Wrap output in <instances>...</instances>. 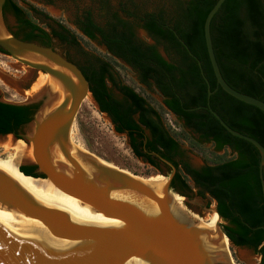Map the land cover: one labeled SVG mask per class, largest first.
<instances>
[{
  "label": "trees",
  "instance_id": "16d2710c",
  "mask_svg": "<svg viewBox=\"0 0 264 264\" xmlns=\"http://www.w3.org/2000/svg\"><path fill=\"white\" fill-rule=\"evenodd\" d=\"M161 1L147 10L129 0L132 10L124 7L123 10L156 42L164 45L165 51L172 55L170 60H166L156 46L135 39L132 23L116 15L113 29L122 27L123 30L114 32V39L106 42L117 58L138 73L142 83H152L156 87L164 98L165 107L182 120L184 126L198 134L200 140L212 143L216 150L229 148L234 154L232 158L192 167L182 158L179 141L158 111L133 88L117 82L108 61L83 51L72 61L78 64L88 81L100 112L110 118L116 132L126 133L133 154L157 170L156 154L170 162L175 167L170 183L173 192L192 191L188 184L191 179L197 189L196 195H208L215 201L217 212L227 222L222 228L229 241L234 246L257 250L261 255L259 264H263L260 154L250 142L228 133L208 108L230 128L254 138L263 147L264 112L230 96L216 83L204 43L203 23L217 0ZM7 6L19 21L15 37L44 46H50L51 40L58 37L78 45L68 27L38 8L30 7L35 15L51 20L56 27L46 23L45 29L28 17L24 18V9L13 0H6L4 8ZM87 20L94 27L89 15ZM86 32L94 38L90 30ZM210 35L226 83L264 102V0H225L211 19ZM204 77L212 92L209 98ZM107 81L119 90L123 100L112 96ZM34 110L35 107L29 105L0 102V134L16 133L31 120ZM33 168L35 166H20L19 170L27 176L43 177L32 172ZM262 175L264 177V171Z\"/></svg>",
  "mask_w": 264,
  "mask_h": 264
},
{
  "label": "water",
  "instance_id": "95a60500",
  "mask_svg": "<svg viewBox=\"0 0 264 264\" xmlns=\"http://www.w3.org/2000/svg\"><path fill=\"white\" fill-rule=\"evenodd\" d=\"M224 1L215 2L203 23L204 43L216 83L230 96L264 112L262 100L233 89L219 70L210 22ZM4 2L0 0V49L3 51L0 53L15 60V71L27 67L30 76L27 78L25 70L23 75L0 70V79L24 94L39 72L47 74L51 81L25 95V102L20 103L36 105L31 120L25 124V132L0 136L11 135L15 143L21 140L27 147L31 146L33 160L24 158L19 163V167L35 166V173L43 176L31 177L47 179L121 227L101 226L64 208L40 203L0 171V264H137L133 256H144L155 264H232L229 252L220 244V239L227 238L225 233L218 229V239H214L211 231L199 226L193 215L175 205L194 232L192 236L179 237L181 228L170 208L174 205L170 183L175 173L170 162L156 154L171 167V173L165 181L149 180L108 166L71 142L69 133L77 109L91 93L89 83L75 63L52 47L15 37L4 23ZM198 65L201 68L200 62ZM204 79L209 98L212 92ZM53 84L61 88V99ZM208 110L228 133L250 142L258 150L264 208V147L254 138L230 128L211 108ZM213 210L222 219L216 208ZM262 229L264 232V219ZM216 240L218 249L211 247Z\"/></svg>",
  "mask_w": 264,
  "mask_h": 264
},
{
  "label": "rangeland",
  "instance_id": "374dc122",
  "mask_svg": "<svg viewBox=\"0 0 264 264\" xmlns=\"http://www.w3.org/2000/svg\"><path fill=\"white\" fill-rule=\"evenodd\" d=\"M21 8L24 9L26 16L32 21L38 23L45 29L46 23L52 24L56 27L51 20H46L43 16L34 15L31 13V6L38 8L45 14L54 18L74 33L76 45L61 44L57 40H51V46L59 53L64 54L71 60H77L79 57L78 52L84 51L89 55H94L108 61L112 66V74L117 82H122L129 87L133 88L137 93L143 96L161 115L164 124L168 127L172 135L179 141L182 158L194 168H199L206 163H213L221 160L230 159L234 156L229 148L216 150L212 143L204 142L199 139L198 134L193 132L190 128L184 126L183 121L178 119L172 114L163 103V96L151 83L150 85L144 84L139 80L138 73L126 62L120 58L111 56L104 51V48L99 46L97 42H89L81 36L80 32L76 29L75 24L78 18L85 12H90L92 17L101 22L104 18V10H101V2H107L108 6L115 10L118 15L126 20L127 18L132 23L133 30L137 39L147 45L156 46L158 52L166 59L170 60L172 55L165 51L162 43L156 42L148 33L141 29L139 22L130 19L122 11L121 7L129 5V0H13ZM142 8L147 10L153 9L162 3L161 0H132ZM130 10L131 7L128 6ZM127 8V9H128ZM4 23L7 28L12 32H17V25L8 13H5ZM0 70L13 74L23 75L22 71H15L13 68L15 60L7 55L0 53ZM109 92L117 100H123L122 94L119 90L107 81ZM30 90L27 89V91ZM26 91V92H27ZM33 93V92H32ZM30 93V94H32ZM27 94L23 91L17 92L15 89L9 87L2 79H0V100L11 103H23L26 100ZM25 126L23 125L17 133H24ZM72 142L79 143L82 149L92 153L99 159L108 162L123 171L141 178H148L149 180L165 181L168 174L171 172V167L159 160L156 157L158 170L142 158H137L129 146V139L126 133L116 132L110 118L100 112L97 103L89 94V99H83L80 103L75 114L73 125ZM75 142H74V141ZM1 151V150H0ZM38 179V178H37ZM188 184L192 187L188 197L182 196V199H175V205L193 215L195 219L201 221L205 214H207L212 207L215 209V201L208 195L198 197L195 193L196 188L193 187V182L188 179ZM172 194L176 192L171 191ZM223 219L219 221V229L223 231L222 226L226 225ZM228 242V240H227ZM229 255L232 264H259L261 255L257 250L246 246H234L229 243ZM244 252V254H242Z\"/></svg>",
  "mask_w": 264,
  "mask_h": 264
},
{
  "label": "bare ground",
  "instance_id": "6f19581e",
  "mask_svg": "<svg viewBox=\"0 0 264 264\" xmlns=\"http://www.w3.org/2000/svg\"><path fill=\"white\" fill-rule=\"evenodd\" d=\"M1 65V64H0ZM23 69L28 73L27 78L30 76V70L27 67H23ZM49 76L47 74H43L39 72L37 74V78L35 82L31 85L30 90L26 92L27 95L30 93L39 90L43 85L50 83ZM54 85V84H53ZM54 90L58 91L60 94V99L63 96L61 88H59L56 84L54 85ZM84 99H89V94L85 96ZM72 134L73 130L70 129L69 138L72 142ZM74 141V140H73ZM75 142V141H74ZM77 147L82 148L79 143L75 144ZM0 171L7 175L9 178L14 180L18 185H20L27 193L33 196L38 202L46 203L54 206H58L89 218L90 220L98 223L101 226H112V227H121L119 223L115 220H111L110 218L105 217L102 213L97 211H92L89 205L82 204L78 199L74 198L71 195H68L58 188H56L51 182L47 179H37L31 176L24 175L19 170V163L24 159L28 158L33 160L32 157V148L31 146H26L25 143L21 140L14 142L11 135L1 137L0 136ZM59 157V156H58ZM108 166L115 167L116 166L106 162ZM180 195H173L174 205H171L172 216L174 217L175 222L181 228L179 237L182 235L192 236L194 233L190 229V224L186 222L176 211L175 199H182ZM221 219L217 215V213L211 207L209 212L205 214L201 221H198L199 226L206 228L211 231L212 237L214 239H218V224ZM193 230V228H192ZM220 244L224 246V249L228 252L229 245L227 242V238L223 237L220 239ZM211 247L218 249L219 242L216 240L212 242ZM244 254V252L242 253ZM137 264H155L151 259L146 258L144 256H133Z\"/></svg>",
  "mask_w": 264,
  "mask_h": 264
},
{
  "label": "flooded vegetation",
  "instance_id": "af4514ba",
  "mask_svg": "<svg viewBox=\"0 0 264 264\" xmlns=\"http://www.w3.org/2000/svg\"><path fill=\"white\" fill-rule=\"evenodd\" d=\"M6 4V0H5V2H4V4H3V17L5 16V13L8 11V13L12 16V18L14 19V21H15V23H16V25H17V28H18V26H19V21H18V19H17V17L15 16V14L13 13V11H12V9H11V7H6V8H4V5ZM129 4V3H128ZM128 6H130L131 7V5L129 4V5H123L122 7H121V11L124 13V10H123V7L124 8H128ZM129 9V8H128ZM131 9H132V7H131ZM101 10H104V16H102L104 19L101 21V22H99V21H96L93 17H92V15H91V13L90 12H85V13H83V15L81 16V17H79L78 18V21H77V23L75 24V26H76V29L80 32V34H81V36L82 37H84L86 40H88L89 42H97V44L99 45V46H101V47H103L104 48V51L106 52V53H108V54H110L111 56H113V57H116L117 58V56H115V54H113V52L110 50V47H109V45H108V43L107 42H110L111 40H113L114 39V35H113V33L115 32V34L118 32H121L122 30H123V28L122 27H120V28H114L113 29V26H114V24H115V20H116V18H114V15H116L119 19H121V20H123L119 15H118V13L115 11V10H112V8H110L109 6H108V3L107 2H104V1H102L101 2ZM31 11V13H33L32 12V10H30ZM34 14V13H33ZM125 14V13H124ZM35 15V14H34ZM87 15H89L90 16V19H91V21H92V23H93V26L94 27H92V26H90L89 24H88V20H87ZM126 16H127V14H125ZM24 18H27V16L25 15L24 16ZM130 19H131V17H129ZM47 20V19H46ZM123 21H126V22H128L129 24L131 23V21H129V19L127 18L126 20H123ZM131 26H132V24H131ZM141 27V26H140ZM141 29L143 30V31H145V29L144 28H142L141 27ZM59 30V29H58ZM87 30H90L91 32H92V34H93V36H94V38H90L89 36H88V33L86 32ZM60 32H62L61 30H59ZM12 34H14V32H12V31H10ZM131 32H132V34H133V36H134V38L135 39H137V37H136V35H135V32H134V30H133V27H131ZM146 32V31H145ZM62 33H64V32H62ZM147 33V32H146ZM65 34V33H64ZM67 35V34H66ZM18 38V37H17ZM67 38L68 39H70V35H67ZM54 40H57L59 43H61V44H66V45H73V44H71V43H69L68 41H63V40H61V39H59L58 37H55V38H53ZM138 40V39H137ZM107 41V42H106ZM36 43H38V44H40V45H42L40 42H36ZM44 46V45H43ZM49 47H52L51 45L49 46ZM53 48V47H52ZM54 50H55V48H53ZM84 52V51H83ZM64 58H66L67 60H69V61H71V62H73V63H75L74 61H72L71 59H69V58H67L64 54H62V53H60ZM88 54V53H87ZM98 57V56H97ZM100 58V57H99ZM102 59V58H101ZM76 64V63H75ZM77 66H78V64H76ZM123 96V95H122ZM29 106H31V107H35V109H36V105H29ZM35 111V110H34ZM17 133V132H16ZM22 166H30V167H32L33 165H22ZM35 171H36V167L35 168H33L32 169V172H34L35 173ZM182 195L183 196H186V197H188V194H189V192H186V191H182ZM196 194V193H195ZM175 195H177V194H175ZM198 196V195H197ZM198 197H200V196H198Z\"/></svg>",
  "mask_w": 264,
  "mask_h": 264
}]
</instances>
